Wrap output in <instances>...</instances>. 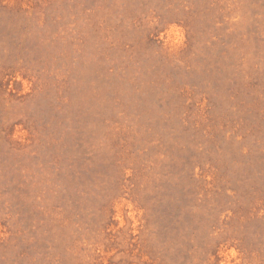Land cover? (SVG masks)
Wrapping results in <instances>:
<instances>
[{"label":"rangeland","instance_id":"374dc122","mask_svg":"<svg viewBox=\"0 0 264 264\" xmlns=\"http://www.w3.org/2000/svg\"><path fill=\"white\" fill-rule=\"evenodd\" d=\"M0 264H264V0H0Z\"/></svg>","mask_w":264,"mask_h":264}]
</instances>
